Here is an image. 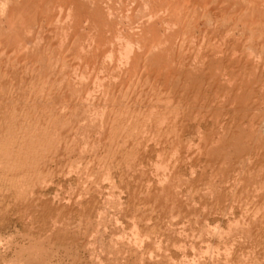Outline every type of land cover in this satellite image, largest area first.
Returning a JSON list of instances; mask_svg holds the SVG:
<instances>
[{
  "label": "bare ground",
  "instance_id": "obj_1",
  "mask_svg": "<svg viewBox=\"0 0 264 264\" xmlns=\"http://www.w3.org/2000/svg\"><path fill=\"white\" fill-rule=\"evenodd\" d=\"M45 145L126 151L144 218L160 213L169 234L190 222L186 241L206 235L219 206L255 213L244 229L263 264L264 0H0V183L22 209L48 170L37 159L52 161ZM89 173L75 206L98 203L107 178ZM154 239L146 229L132 246L152 256Z\"/></svg>",
  "mask_w": 264,
  "mask_h": 264
},
{
  "label": "rangeland",
  "instance_id": "obj_2",
  "mask_svg": "<svg viewBox=\"0 0 264 264\" xmlns=\"http://www.w3.org/2000/svg\"><path fill=\"white\" fill-rule=\"evenodd\" d=\"M57 146L45 145L46 149L44 147V152L49 153L52 158L51 162L48 157L44 160L42 158L37 159L36 168L44 169V171L48 170L43 174L44 181L41 183L43 185L31 194L29 204L33 206L29 207V210L27 207V209L25 207L22 209L20 206L14 205L16 202L13 203L15 199L13 189L10 188L7 182L0 183V264H229L230 262H234L233 264H259L258 254L255 253L257 247L255 244L250 243V238L248 239L247 236V233L250 232H246L247 228L244 229L245 226H248V230L250 229L249 222L252 223L255 213L248 215L245 214L244 210L237 207L230 210V205L219 206L215 213L207 214V212H210L209 209L206 211V235L202 238L198 237L199 239L193 238L192 242L189 239L186 241L184 236L180 238L181 234L184 233L180 232H190L194 227L190 222L185 221L181 224L180 219L173 221L174 233L169 234L167 222L156 220L160 213L144 218L149 212L146 211L144 204L140 203L139 199H136V201L133 198L134 196H131V191L135 187L134 182L132 183L134 179H132V175H127L124 171L126 167L123 163L127 158L125 150H123L124 153L120 148L116 150L122 153L118 152L122 156L125 154L126 158H123L125 159L123 162L122 160L119 161L122 156L120 158L119 155H113L110 148L106 150V155H103L104 151L103 153H97L95 156L85 152H71L68 155L60 156L59 151H61V148H57ZM107 155L108 157L111 155L108 161L111 160L109 162L111 164L114 162L115 167L112 168L110 165L109 168V164L106 166L102 163V158L105 161L108 158H106ZM93 158L97 162H94ZM118 162H123L120 164L122 166ZM101 164L102 167L99 166ZM209 165L207 166L208 169L206 167V174L208 173L206 178L212 174L211 165ZM119 166L123 168L120 170ZM106 167L107 169L104 170ZM98 169L101 173H98ZM86 170L91 172L87 171L89 174L99 175V178L103 175L105 179H108V181L106 179L101 183V194L97 195L98 203L95 206L91 205L93 207L91 209H89L91 206L87 205L86 200H83V204L80 206H75L73 202L83 191V189L79 190L81 188L79 183L83 184L82 182L87 180L85 179L88 174ZM63 171L64 174H62ZM102 171L105 172V175L109 171L108 177ZM38 174L40 173H35L36 176ZM82 174H86V177ZM109 174L111 176L110 180ZM123 175L126 176L125 179H123ZM25 177L26 175H22L19 179ZM78 178H82L81 181ZM131 184H133V187ZM126 186H128V189ZM19 187L22 188V185H19ZM77 192L78 197H72ZM130 197L136 202L139 200L140 204H135L134 208L132 206L134 202L130 200ZM194 200H197V198L191 199V202ZM211 201L212 198L206 196L207 208H209ZM102 208L104 209L102 210ZM170 209L165 210V213H170ZM247 212L249 213V211ZM131 214L133 215L131 216ZM244 215H248L246 217L250 219L249 222L245 220L247 218ZM176 221L177 225L174 223ZM244 221L248 223L246 224ZM146 229L149 233L155 234L153 243L150 242L153 244L152 250L154 252L152 256H142L141 254L144 248H148L150 245L147 242L137 246L139 254L134 249L136 246L134 248L132 246L135 235L145 233ZM244 232H246V235H242ZM182 242L185 243L182 244ZM131 249L134 251H131ZM260 251L262 252V250ZM124 252H127V254H124ZM192 259L195 261L188 263Z\"/></svg>",
  "mask_w": 264,
  "mask_h": 264
}]
</instances>
